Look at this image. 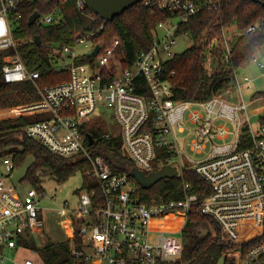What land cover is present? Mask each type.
I'll return each mask as SVG.
<instances>
[{
  "label": "built area",
  "instance_id": "1",
  "mask_svg": "<svg viewBox=\"0 0 264 264\" xmlns=\"http://www.w3.org/2000/svg\"><path fill=\"white\" fill-rule=\"evenodd\" d=\"M35 1L0 0V52L11 51L2 56L0 64V78L7 83L40 77V71L27 68L13 34L14 22L21 18V13L14 10ZM72 1L87 21L74 27L75 45H65L59 51L60 66L70 72V78L44 88L37 86L40 98L20 105L22 114H48L26 127L28 136L55 154H81L91 163L84 174L97 184L80 192L78 208L73 211L78 226L73 247H69L71 258L76 260L71 264H93L94 258L107 264L177 261L182 257L189 214L196 205L218 222L222 240L234 245L225 256L229 264H264V121L255 125L249 116L243 120L242 113L248 115L246 103L228 101L220 92L206 100L176 99L164 69V62L176 54L172 49L181 25L202 9L212 8L213 0H142L145 6L167 11L170 16L157 24L152 47L138 54L129 66L124 64L118 38L109 44L99 40L107 20L99 21L87 11L85 0ZM59 19L54 13H40L35 22L48 25ZM257 28L252 24L230 37L224 28L219 37L208 39L204 48L208 75L214 71L219 48L229 59L233 38ZM184 34L192 40L189 33ZM80 44L89 51L76 52ZM98 44L100 48L94 54ZM262 52L254 55L247 68L256 65L264 69V49ZM88 55L87 60L77 61ZM252 81L244 72L234 73L233 83L239 90L251 89ZM105 106L114 109L122 126L121 135L107 132L105 136L121 138L123 153L135 167L146 173L155 171L158 155L165 150L169 155L156 170L170 164L177 169L176 177H183L185 168H193L207 181L211 192L200 200L187 182L181 199L162 196L140 200L129 173L114 171L102 154L90 149L99 145L92 130L86 132L85 128L98 118L97 109ZM221 119L233 122L235 129L218 122ZM187 122L196 134L191 149L197 153H203L214 137L232 136V140L212 143L206 157L192 160L178 148L176 135L191 130ZM87 133L95 138L92 145ZM174 155L179 157L180 168L172 162ZM14 169L12 162L0 173V264H35L30 258L17 259L16 252L30 246L22 239L34 238L41 247L45 244L38 190L31 187L21 198L12 180Z\"/></svg>",
  "mask_w": 264,
  "mask_h": 264
},
{
  "label": "trees",
  "instance_id": "2",
  "mask_svg": "<svg viewBox=\"0 0 264 264\" xmlns=\"http://www.w3.org/2000/svg\"><path fill=\"white\" fill-rule=\"evenodd\" d=\"M213 3L215 5L212 8L202 9L189 22L181 25L178 33H189L192 44L185 51L176 53L164 62L166 77L172 84L174 96L178 100L209 99L229 87L233 83L234 73L247 68L254 55L264 49V0H213ZM14 11L21 13V18L15 21L13 26L18 52L29 70L40 71V77L36 81L28 79L18 83H7L0 78V110L35 102L40 98L37 86L44 88L70 78V72L60 66L59 51L65 45H75L74 27L83 25L84 21L79 17V23L74 24L71 18L64 14L62 0H37L34 3L18 5ZM35 11L42 14L54 13L56 16L61 14V17L48 25L36 22L29 24V18ZM92 14L96 15L99 21L103 20L96 13ZM169 16L170 13L167 11L151 9L139 2L117 15L112 21H107L99 40L109 44L118 38L121 43L120 51L124 55V64L129 66L138 54L152 47L157 24ZM233 22L240 31L252 24H257L258 28L233 38L229 59H225L226 51L219 48L216 51L218 60L214 65V71L212 75H208L204 66V48L207 42L205 38L219 37L223 29ZM37 36L40 37V44L36 41ZM8 52L11 51L0 52V64L2 56ZM88 57L90 56L79 57L77 61H85ZM173 71L174 74H171ZM262 95L264 91L254 94L256 97ZM47 117V113H36L0 119V158H12L16 167L24 163L29 156H33L34 160L29 165L24 179L39 190L44 175L53 176L59 183H64L78 171L85 173L91 167L86 156L77 154L66 157L55 154L41 142L27 135L25 129L30 123ZM260 120L264 121V113ZM92 133L99 147L91 146L90 149L94 153L102 154L114 171L128 172L136 183V195L142 201L162 196L168 199H181L187 182L191 184L190 191L197 193L200 200L211 192L207 181L190 167L184 169L183 177H168L151 187H145L137 183L132 175L135 164L124 155L121 138L106 137L97 130H92ZM168 155L165 150L160 151L155 163L156 169L159 162ZM95 184L97 183L94 180L85 176L81 190ZM22 241L35 247L33 239L26 238ZM232 248L234 245L222 240L218 222L212 216L203 213L200 205H196L193 206L184 229L182 257L177 261L161 264H219L223 258L224 264H229L225 256ZM41 251L52 252V258H47V264H61L59 258L63 254L68 257L65 264L76 262L70 256L69 245L56 246L48 242L42 246Z\"/></svg>",
  "mask_w": 264,
  "mask_h": 264
},
{
  "label": "rangeland",
  "instance_id": "3",
  "mask_svg": "<svg viewBox=\"0 0 264 264\" xmlns=\"http://www.w3.org/2000/svg\"><path fill=\"white\" fill-rule=\"evenodd\" d=\"M64 14L71 18L72 22L79 23V17L84 21H87L86 16L78 13L74 7V2L68 1L64 3ZM61 17V14L59 15ZM227 36H232L240 32L235 22L225 27ZM208 42V37H206ZM205 44V47L207 45ZM192 44V40L186 34H179L177 37V43L173 46L172 51L174 53H181L185 51ZM76 52L83 53L89 51V49L80 44L76 47ZM263 49L258 51V54H263ZM259 55V56H260ZM241 72L248 74L253 81L251 82V89L243 87L239 90L237 85L231 83L227 88L220 91L222 97L232 102H245L248 109V115L243 112L242 119L246 120L247 117L257 125L260 121V116L264 113V95L254 96L258 91H264V69L257 67L256 65L245 68ZM21 106L0 110V119L9 117H15L22 114ZM98 118L94 121H90L86 126V132L91 130H97L102 134L107 132L121 135L122 126L116 116L114 109L110 107L98 108L96 116ZM229 127L230 130L235 129V125L231 121L224 119L219 120ZM188 128L183 133L176 132L178 139V148L183 150L192 160H201L206 157L212 147V143L219 144L232 140V136L228 139H218L214 137V140L207 143V149L203 153H197L191 149V143L193 138L196 136L195 132L192 131V125L187 122ZM183 162L185 156H181ZM175 159V160H174ZM34 157L29 156L24 163L16 166L14 169V177L12 178L13 183L17 185V190L21 198L26 194L29 188L32 186L27 180L24 179L26 171L29 165L33 162ZM13 160L10 157L0 158V173L5 171L6 164L12 163ZM180 168L179 157L174 155L173 161ZM41 190H38V199L40 210V216L43 220L44 226L42 228V234L44 236L45 243H53L56 246L73 247L74 235L78 226V217L74 214V210L78 208L79 196L82 191L81 188L84 185L85 176L82 171H78L75 175H72L64 183H59L56 178L50 175H44L41 178ZM68 209V210H65ZM35 247H21L16 252L17 259L30 258L35 264H47V258H52L51 251H41V246L37 244L34 238ZM93 264H107V262L100 258H94ZM219 264H224V258L221 259Z\"/></svg>",
  "mask_w": 264,
  "mask_h": 264
},
{
  "label": "water",
  "instance_id": "4",
  "mask_svg": "<svg viewBox=\"0 0 264 264\" xmlns=\"http://www.w3.org/2000/svg\"><path fill=\"white\" fill-rule=\"evenodd\" d=\"M142 0H85L86 7L89 11L96 13L101 18L112 21L117 15H120L126 9L134 6L135 4L141 2ZM259 1V0H257ZM40 12L35 11L29 18V24H33L36 19L39 17ZM38 44L41 43L40 37H36ZM100 45H96L94 54L98 52ZM88 143L92 145L95 142V138L91 133H87ZM132 175L135 178L136 182L145 186L151 187L156 184L158 181L168 178L175 177L177 175L176 167L166 164L158 170H155L150 173H146L138 167L132 169ZM67 261V255L63 254L59 258L61 264Z\"/></svg>",
  "mask_w": 264,
  "mask_h": 264
}]
</instances>
